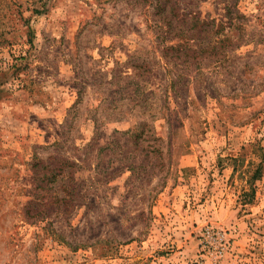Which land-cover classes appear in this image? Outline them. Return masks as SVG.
<instances>
[{"label":"rangeland","instance_id":"obj_1","mask_svg":"<svg viewBox=\"0 0 264 264\" xmlns=\"http://www.w3.org/2000/svg\"><path fill=\"white\" fill-rule=\"evenodd\" d=\"M230 1L198 62L159 6L222 0H0V264H264V0Z\"/></svg>","mask_w":264,"mask_h":264},{"label":"trees","instance_id":"obj_2","mask_svg":"<svg viewBox=\"0 0 264 264\" xmlns=\"http://www.w3.org/2000/svg\"><path fill=\"white\" fill-rule=\"evenodd\" d=\"M222 1L225 6L223 7V14L218 19H202L199 13L178 14L169 17L166 15L165 6H159L163 11V17L159 20L161 24L160 30H165L163 35H165L167 40L177 41L180 52H183V50L187 51V54L183 56L187 60L198 58L199 62L202 55L207 54L208 51L209 53H214L213 57H219L217 58V62L222 60L221 55L224 53L221 51L227 50V43L234 38V36H229V34H231L237 25H240V27L244 25L240 22V20L244 19V16L239 11L232 9L231 1ZM234 11L236 12L235 16L233 14ZM171 34L172 38L170 37ZM237 43L234 45V48L239 47ZM218 45L221 47L218 48ZM190 52H192V55H190ZM176 81H173V86L176 85ZM117 135L119 137H127V140H131L135 144L138 142L139 144L141 142H149L152 139L155 141L162 140V138L155 136V132H152L146 123H143L140 127H134L127 132L117 133ZM61 166L58 168V173L54 175V180H58L61 177V181H65L68 196L70 197L69 202H73L76 190L75 171H73V168L76 166V163L62 160ZM98 167L97 165V169H99Z\"/></svg>","mask_w":264,"mask_h":264}]
</instances>
